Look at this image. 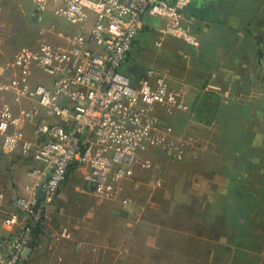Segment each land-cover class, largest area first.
Wrapping results in <instances>:
<instances>
[{
  "label": "crops",
  "instance_id": "1",
  "mask_svg": "<svg viewBox=\"0 0 264 264\" xmlns=\"http://www.w3.org/2000/svg\"><path fill=\"white\" fill-rule=\"evenodd\" d=\"M35 8L34 0H0V80L11 77L13 70L6 62L20 47H35L44 40L66 43L74 33L88 32L94 22L92 15L85 23H71L54 11V4L38 10L34 19ZM149 15L142 28H160L167 21L160 16L153 25ZM48 17H56L55 31L48 33L47 28V39L38 40ZM183 24L197 35L198 43L180 38L165 47L158 66H149L164 73L171 87L183 90L188 105L158 104V114L176 134L192 135L194 141L183 159L156 148L141 152L151 165H138L123 181L131 198L124 197L129 200H122L125 207L120 211L137 223L127 234L128 243L135 251L141 249L135 254L160 249L159 253L174 255L171 264H264V0H190ZM141 30L123 63L138 60L135 43ZM13 102L16 108L30 103ZM19 127L35 137L32 123L24 121ZM38 165L24 158L19 148L5 150L0 144V191L5 194L1 235L10 231L3 216L16 208V195L24 194L32 180L29 169ZM85 173L84 166L75 164L66 184L73 176L84 196L97 194ZM50 212L37 244L20 264H46L50 257L77 250L75 240L82 242L72 232L61 235L64 225ZM150 238H172L174 245L154 250L145 245ZM182 239H192V244L183 245ZM220 250L233 253L227 259L235 258L216 263ZM197 254L206 257L199 259Z\"/></svg>",
  "mask_w": 264,
  "mask_h": 264
},
{
  "label": "built area",
  "instance_id": "2",
  "mask_svg": "<svg viewBox=\"0 0 264 264\" xmlns=\"http://www.w3.org/2000/svg\"><path fill=\"white\" fill-rule=\"evenodd\" d=\"M189 2L34 0L38 10L54 4V11L71 23H85L92 15L94 22L66 43L24 45L6 64L13 71L0 81V92H13L18 102L27 99L31 106L0 102V144L5 150L19 148L24 158L41 166L29 169L26 192L16 195V208L3 216L10 231L0 234V264L21 263L31 248L34 224L44 220L72 164L85 167L86 180L100 197L116 199L138 165H151L142 151L156 148L176 159L185 157L194 137L176 134L157 112L158 104L187 108L183 90L171 87L155 67L148 66L133 83L120 66L146 14L166 17L160 31L197 44V35L183 24ZM24 121L33 124L34 138L21 131ZM39 189L42 197L36 195ZM4 198L0 191V204ZM70 233L67 225L60 232Z\"/></svg>",
  "mask_w": 264,
  "mask_h": 264
},
{
  "label": "rangeland",
  "instance_id": "3",
  "mask_svg": "<svg viewBox=\"0 0 264 264\" xmlns=\"http://www.w3.org/2000/svg\"><path fill=\"white\" fill-rule=\"evenodd\" d=\"M56 17H48L46 21L42 22L41 29H45V31L37 33L38 40L47 39L45 38L47 28L48 33L55 31L52 29V23H57ZM147 18L153 25L155 23L158 24L162 19L160 16L155 15H149ZM158 38L163 42L161 46L155 43V40ZM179 39L171 33L160 31L155 26L149 29L142 28L141 35L135 43V50L139 52L138 60L131 59L124 62L120 66V70L129 75L134 83L138 75L142 74L150 64L158 66V63L164 57L165 47L173 46L174 42ZM8 79L0 81H6ZM3 100L18 105L13 102L18 101L13 92H0V102ZM30 106L31 103L19 107L27 109ZM72 177L67 184L65 183L66 186L63 185L61 187V190L64 188L63 192L61 193V190L59 191L46 212L50 210L52 216H55V220L61 219V223L67 225L69 231L72 234L74 233L82 242L80 247H77L75 240L74 245L77 250H73L71 253L61 254L62 256L50 257L51 259L49 258V262L46 264H78V262H81V264H164L162 262H167L166 264H169L170 261L174 260V255H168L169 253L164 255V253H159L160 249H154V247L164 246L167 243L173 247L174 242L172 238H159L160 240L157 238L145 239V245L155 250L153 251L151 249L152 253L150 254H135L134 252L136 251L141 253V249H136L135 251V247L134 249L130 247L127 234L132 229H136L137 223L132 221L135 218L134 216L121 213L125 207L122 200L124 197H130V195H127V184L123 185V189L119 197L116 198V201H112L114 199H104L95 193L84 196L78 190L77 180ZM141 228L143 229V226ZM139 241L141 243L143 242L142 240ZM182 244H192V239H182ZM231 255L233 253L225 254L220 250L214 259L216 263H223L235 258L232 256L230 259H227ZM234 255L236 256L237 254ZM189 256L188 254L184 255V257L190 259ZM196 256L199 259H205L206 257L202 254H197Z\"/></svg>",
  "mask_w": 264,
  "mask_h": 264
},
{
  "label": "trees",
  "instance_id": "4",
  "mask_svg": "<svg viewBox=\"0 0 264 264\" xmlns=\"http://www.w3.org/2000/svg\"><path fill=\"white\" fill-rule=\"evenodd\" d=\"M77 165V164H76ZM73 167H75V164H72L71 165V167H70V169H69V171H68V175H67V178H66V180L64 181V183H63V185L67 182V180H68V178H69V174H70V172H71V170H72V168ZM60 190H61V188H60ZM59 190V191H60ZM59 193V192H58ZM123 214V213H122ZM45 219V218H44ZM43 221L44 220H42V221H39V222H36L35 224H34V229H33V240H32V242H31V246H35V244H37V241H38V236H39V234L43 231V228H44V224H43Z\"/></svg>",
  "mask_w": 264,
  "mask_h": 264
},
{
  "label": "water",
  "instance_id": "5",
  "mask_svg": "<svg viewBox=\"0 0 264 264\" xmlns=\"http://www.w3.org/2000/svg\"><path fill=\"white\" fill-rule=\"evenodd\" d=\"M34 12H35L34 19H36V18H37L38 9L35 8ZM127 58H128V57H127ZM36 195L39 196V197H42V196L44 195V191L41 190V189H39V190L37 191ZM29 251H30V247H28V248L26 249L25 253L28 254Z\"/></svg>",
  "mask_w": 264,
  "mask_h": 264
}]
</instances>
